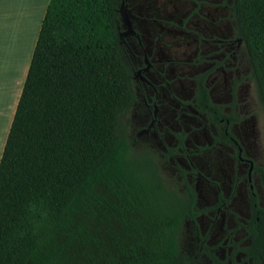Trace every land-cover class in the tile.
Here are the masks:
<instances>
[{
	"label": "trees",
	"instance_id": "1",
	"mask_svg": "<svg viewBox=\"0 0 264 264\" xmlns=\"http://www.w3.org/2000/svg\"><path fill=\"white\" fill-rule=\"evenodd\" d=\"M234 9L264 104V0ZM117 10L48 1L0 157V264H197L155 167L118 132L133 93ZM252 249L264 257V209Z\"/></svg>",
	"mask_w": 264,
	"mask_h": 264
},
{
	"label": "flooded vegetation",
	"instance_id": "2",
	"mask_svg": "<svg viewBox=\"0 0 264 264\" xmlns=\"http://www.w3.org/2000/svg\"><path fill=\"white\" fill-rule=\"evenodd\" d=\"M117 2L133 93L124 137L178 207L180 254L264 264L252 249L264 209V104L234 0Z\"/></svg>",
	"mask_w": 264,
	"mask_h": 264
},
{
	"label": "rangeland",
	"instance_id": "3",
	"mask_svg": "<svg viewBox=\"0 0 264 264\" xmlns=\"http://www.w3.org/2000/svg\"><path fill=\"white\" fill-rule=\"evenodd\" d=\"M1 1L5 4L0 3V32L2 33V35L0 34V46L2 47V44H6L9 52H15V55L11 58V60L10 58L7 61L0 60V67L4 65L5 61L9 63L6 71H2V68H0V157L6 141L10 123L15 112L16 103L23 87L28 64L30 62L39 31L36 27L28 28L26 23L20 25L18 22V20L24 19L23 16L25 12H27L29 6L33 4L32 2H20L23 0ZM25 31L26 34L24 33ZM4 35L7 36V43H5ZM127 121L128 116L126 114L120 116L118 132L123 136L126 134L125 127ZM143 151L142 147H133L130 151V156L138 159L142 158ZM162 172L165 176L169 175L166 169H163ZM112 224L116 226L114 222ZM118 229L113 231L115 232ZM98 233L102 236L104 241L107 242V244L114 246L105 229V226L103 229H99ZM115 250V246L111 248V251Z\"/></svg>",
	"mask_w": 264,
	"mask_h": 264
},
{
	"label": "crops",
	"instance_id": "4",
	"mask_svg": "<svg viewBox=\"0 0 264 264\" xmlns=\"http://www.w3.org/2000/svg\"><path fill=\"white\" fill-rule=\"evenodd\" d=\"M5 1V0H4ZM49 0H23L20 2H32L33 4L31 6H29L27 12H25L24 14V19L22 20H18L19 24H24L26 23L28 28H32V27H36L37 30H39L40 26H41V22L47 7ZM19 2V1H17ZM0 3L5 4L4 2H2L0 0ZM19 4V3H18ZM39 32V31H38ZM9 33V32H8ZM26 34V31L24 32ZM0 34L2 35V33L0 32ZM6 35H4L5 37ZM1 37V36H0ZM3 46V44H2ZM0 50H1V46H0ZM15 55L14 53H10V60L11 58ZM31 59V58H30ZM30 63V62H29ZM29 66V64H28ZM28 69V68H27ZM27 73V72H26ZM17 104V103H16ZM14 115V114H13ZM12 121V120H11ZM11 124V123H10ZM2 154V153H1Z\"/></svg>",
	"mask_w": 264,
	"mask_h": 264
},
{
	"label": "bare ground",
	"instance_id": "5",
	"mask_svg": "<svg viewBox=\"0 0 264 264\" xmlns=\"http://www.w3.org/2000/svg\"><path fill=\"white\" fill-rule=\"evenodd\" d=\"M6 37L7 36L4 37L5 38V43H7L6 42ZM3 52H5V53H3ZM0 56H1L0 57V60H3V61L4 60H6V61L9 60V58H10V52L7 49L6 44L1 47ZM6 61H5L4 65L0 67V68H2L1 69L2 71H6L8 69L9 63H7ZM17 63H19V62H17Z\"/></svg>",
	"mask_w": 264,
	"mask_h": 264
}]
</instances>
